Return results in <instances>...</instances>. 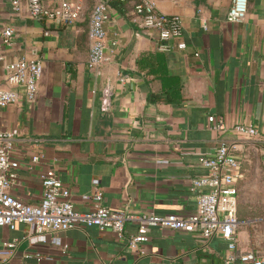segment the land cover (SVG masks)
Here are the masks:
<instances>
[{
  "label": "crops",
  "instance_id": "obj_1",
  "mask_svg": "<svg viewBox=\"0 0 264 264\" xmlns=\"http://www.w3.org/2000/svg\"><path fill=\"white\" fill-rule=\"evenodd\" d=\"M11 1L0 0V28L13 30L9 44L0 36V87L17 91L19 99L0 106V130L14 131L10 155L19 166L10 193L20 201L38 203L40 175L52 172L69 188L78 211L91 209V200L81 195L92 194L96 179L106 207L130 216H186L196 207L191 180L207 174L201 162L219 142L235 144L238 152L243 141H252L264 163V0H248L238 23L226 20L232 0H150L158 11L181 18V35L167 51L158 48L155 31L142 29L132 2L105 0L106 59L98 71L87 65L88 17L100 0H42L49 8L81 2V17L69 24L34 20L26 0H18L16 11ZM200 15L207 19L205 31ZM178 41L186 47L178 49ZM155 52L164 54L168 72L180 78L182 101L150 100L161 83L136 59ZM19 58L41 61L34 102L5 79L4 66ZM106 86L112 94L103 110ZM209 115L221 117L227 130L212 131ZM238 123L253 125L259 138L236 134ZM138 226L127 219L121 239L91 226L53 233L36 246L23 240L11 255H0V264H222L226 254L219 237L206 240L158 226L130 248L127 240ZM26 231L23 223L13 230L0 227V241ZM237 234L241 248L257 247L243 231ZM54 237L67 245L65 253L51 242Z\"/></svg>",
  "mask_w": 264,
  "mask_h": 264
},
{
  "label": "built area",
  "instance_id": "obj_2",
  "mask_svg": "<svg viewBox=\"0 0 264 264\" xmlns=\"http://www.w3.org/2000/svg\"><path fill=\"white\" fill-rule=\"evenodd\" d=\"M132 2V14L139 19L140 26L146 31L157 33L158 48L161 51L169 50V41L178 38L182 32L181 18L174 14H165L158 11L150 0H120ZM12 7L18 10L19 1L12 0ZM28 14L34 20H50L56 23L69 24L78 20L83 13L81 2L70 3L62 1L55 7H46L42 0H26ZM108 2L100 0L90 10L88 17V55L89 69L98 71L105 61L106 32L104 24L108 18ZM248 10V0H232L226 14L230 23H238L245 19ZM201 28H208L207 19L199 16ZM13 30L10 27H1L0 36L5 44H9ZM177 48L186 47L185 42L178 41ZM5 79L8 83L20 86L26 99L34 102L38 93L39 81L42 74V64L39 59L19 58L5 66ZM126 77H120V82ZM112 90L106 86L102 90L101 107L106 110ZM19 95L13 89L0 87V106L18 101ZM209 128L215 132L227 130L225 121L221 117L209 115ZM233 131L247 139L259 138L258 130L250 124L238 123ZM14 131L0 130V227L13 230L17 223H23L27 231L21 238L12 241H0V255H11L14 249L23 240L36 246L45 242L49 235L63 232L74 227H96L99 231L111 230L118 238L124 236V224L129 218L138 223L135 235L128 238V246L137 248L147 240L150 227L158 226L171 230L183 231L201 236L209 240L216 236L226 242V254L222 264H264V247L241 248L238 244L239 220L237 218V180L241 176L240 159L236 155L235 144L219 142L214 153L202 160L207 174L191 180L190 190L196 193V207L193 213L181 216L168 215H138L130 216L126 213L111 209L102 204V191L98 181L93 180L92 194H83V200H91L92 207L88 211H78L71 200V191L60 178L52 172H43L40 175L42 192L36 204L24 203L10 193L16 177L15 170L18 161L12 159L10 150ZM37 156L31 158L32 162ZM51 242L59 247L62 253L67 250L59 238L54 237ZM40 260L42 255L34 253Z\"/></svg>",
  "mask_w": 264,
  "mask_h": 264
},
{
  "label": "rangeland",
  "instance_id": "obj_3",
  "mask_svg": "<svg viewBox=\"0 0 264 264\" xmlns=\"http://www.w3.org/2000/svg\"><path fill=\"white\" fill-rule=\"evenodd\" d=\"M252 141H243L236 152L240 159L237 180V218L239 231L257 247H264V163Z\"/></svg>",
  "mask_w": 264,
  "mask_h": 264
},
{
  "label": "trees",
  "instance_id": "obj_4",
  "mask_svg": "<svg viewBox=\"0 0 264 264\" xmlns=\"http://www.w3.org/2000/svg\"><path fill=\"white\" fill-rule=\"evenodd\" d=\"M136 64L140 69L157 78L161 83L159 93L150 94V100H163L168 103H178L182 101L181 80L178 76L168 72L165 56L161 52L146 53L136 59Z\"/></svg>",
  "mask_w": 264,
  "mask_h": 264
}]
</instances>
